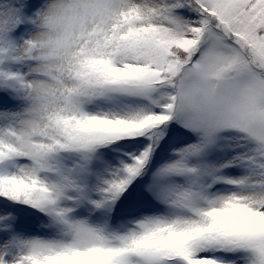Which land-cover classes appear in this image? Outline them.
<instances>
[{"label":"snow or ice","instance_id":"1","mask_svg":"<svg viewBox=\"0 0 264 264\" xmlns=\"http://www.w3.org/2000/svg\"><path fill=\"white\" fill-rule=\"evenodd\" d=\"M0 264H264V0H0Z\"/></svg>","mask_w":264,"mask_h":264}]
</instances>
